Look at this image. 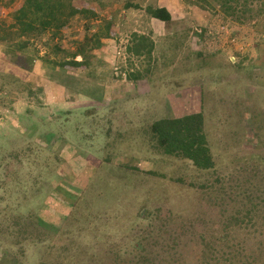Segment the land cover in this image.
I'll return each mask as SVG.
<instances>
[{"label":"rangeland","instance_id":"374dc122","mask_svg":"<svg viewBox=\"0 0 264 264\" xmlns=\"http://www.w3.org/2000/svg\"><path fill=\"white\" fill-rule=\"evenodd\" d=\"M20 2L0 0V264H264V0H83L34 59L5 45ZM192 111L209 168L150 135Z\"/></svg>","mask_w":264,"mask_h":264},{"label":"trees","instance_id":"16d2710c","mask_svg":"<svg viewBox=\"0 0 264 264\" xmlns=\"http://www.w3.org/2000/svg\"><path fill=\"white\" fill-rule=\"evenodd\" d=\"M80 2L82 4L83 0H21L15 9L13 20L5 24V27L3 25V30L11 29V32L16 36L15 41L5 42V45L19 54L29 55L32 59L39 57L34 49H23L27 45H30L28 41L29 37L31 35L36 36L45 30L52 34V36L56 35L70 16L76 13L82 14V12V15H84V13L86 14L90 11L79 6ZM148 13L152 17L162 21L170 18V14L164 6L150 7L148 8ZM107 26L108 24L105 29ZM106 35L105 31L103 36ZM94 36L91 47L101 45L99 34L95 33ZM0 38L6 39L5 37ZM128 49L139 52V45L134 43ZM28 50H32L33 53ZM76 54H79L80 59L74 58ZM91 61V52L87 55L82 50L73 51L68 58L61 57L56 60L54 64L61 67L63 73L71 74L69 76L64 75L65 77H62L63 79L60 82L65 86H69L70 78L74 77L72 73L78 68L88 66ZM95 89L87 90L80 88L77 91L93 96ZM202 125L203 118L201 113L199 111H192L177 116H164L154 119L149 125V130L151 138L163 153L181 155L191 160L192 164L198 168H209L212 166L213 160ZM222 237L224 235L220 234L219 239ZM132 246L135 250L138 248L139 242L137 241ZM137 255L140 256L141 254L138 253ZM41 264H53V262H42Z\"/></svg>","mask_w":264,"mask_h":264},{"label":"crops","instance_id":"0c3cea01","mask_svg":"<svg viewBox=\"0 0 264 264\" xmlns=\"http://www.w3.org/2000/svg\"><path fill=\"white\" fill-rule=\"evenodd\" d=\"M18 74H21V73H18ZM24 75H26V74H24ZM34 78H37V77L35 76ZM36 81H37V79H36ZM39 82H41V81H39ZM62 89H63V87H62ZM86 97L89 98V96H87L85 94L83 97L76 96L73 99H65V100H64V98L59 99L58 97H55V98L48 97L46 99L45 103L48 104V107H50L51 109L57 110L58 106H59L58 103H56L57 99L60 101L59 103H61L63 106H65V105L70 104L69 102H71V103L78 102L81 98H86ZM61 108H63V107H61Z\"/></svg>","mask_w":264,"mask_h":264}]
</instances>
